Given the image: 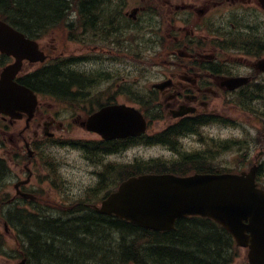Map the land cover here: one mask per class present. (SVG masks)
<instances>
[{"label": "flooded vegetation", "instance_id": "flooded-vegetation-1", "mask_svg": "<svg viewBox=\"0 0 264 264\" xmlns=\"http://www.w3.org/2000/svg\"><path fill=\"white\" fill-rule=\"evenodd\" d=\"M59 16L62 21L47 31L36 28L34 40L45 62L27 66L34 71L43 67L54 71L63 64V96L51 100L69 112L61 113L48 101L50 97L36 92L38 102L28 126L25 117L20 130L9 131L0 124V157L7 164L13 189L19 184V194L14 189L8 202L29 201L24 194L34 196L38 185L53 183L52 164L48 169L43 164L52 160L49 143L68 147L67 142L73 141L63 122L66 115L72 116V109L86 110L84 119L69 117L83 130L94 111L123 104L139 109L147 122L160 126L155 133L164 138H175L178 133L194 138V128L204 129L223 117L213 107L214 101L219 99L223 108L229 106L247 116L231 100L239 95L245 103L252 100L250 93H256V98L264 93V73L255 66L264 59L260 0H80L77 6L67 5ZM58 28L64 32L63 52L58 51L55 38ZM136 44L138 53L144 47L141 55L135 54ZM136 58L143 61L138 63ZM11 62L7 60L0 71ZM24 64L20 79L32 73L24 71ZM233 79H242V84L230 89L226 82ZM136 80L142 86L136 87ZM5 121L0 116V122ZM85 133L95 139L78 140L76 149L90 162L116 158L120 146L125 152L148 146L139 138L104 141L92 132Z\"/></svg>", "mask_w": 264, "mask_h": 264}, {"label": "trees", "instance_id": "trees-1", "mask_svg": "<svg viewBox=\"0 0 264 264\" xmlns=\"http://www.w3.org/2000/svg\"><path fill=\"white\" fill-rule=\"evenodd\" d=\"M67 5V0H0V19L29 38H34L36 28L47 30L62 21V16L58 15L63 13ZM59 69L35 75L26 84L36 92L61 99L66 77L62 72L64 67L60 65ZM250 95L252 100L242 103L239 97L236 103L264 121V93L261 94L262 98H256V93ZM258 99L262 101L256 102ZM247 139L214 142V150H200L194 156L181 155L176 162L153 160L134 168L124 167L118 171V178L123 180L141 173H171L179 176L192 173H237L239 171L236 169L227 170L214 165V161L227 148L235 147V163L250 165L242 153ZM160 141L170 143L179 155L183 154L174 147L175 141L165 140L162 136ZM255 142L264 147V125L256 130ZM5 170L6 165L0 159V186ZM263 176L264 156L257 171L259 179L262 180ZM28 205L30 209L14 204L3 206L0 202V216L14 231L21 249L19 257L27 258L28 264L232 263L235 250L233 239L221 226L208 219H180L172 231L154 232L115 217L101 216L83 206L63 213L65 217H54L46 209L38 210L32 203Z\"/></svg>", "mask_w": 264, "mask_h": 264}, {"label": "water", "instance_id": "water-1", "mask_svg": "<svg viewBox=\"0 0 264 264\" xmlns=\"http://www.w3.org/2000/svg\"><path fill=\"white\" fill-rule=\"evenodd\" d=\"M260 4L264 9V0ZM0 53L15 59L0 75V114L11 120L26 114L29 121L36 97L13 79L23 60L43 61L45 56L34 41L1 20ZM256 66L264 72V60ZM241 83V79L227 82L231 89ZM86 128L105 139L135 137L145 131V122L133 108L110 106L92 114ZM256 169L254 165L239 174L133 176L123 181L95 210L155 232L173 230L175 222L186 217L207 218L223 227L237 246L248 248L249 264H264V190L255 183ZM15 264H27L26 259Z\"/></svg>", "mask_w": 264, "mask_h": 264}, {"label": "rangeland", "instance_id": "rangeland-1", "mask_svg": "<svg viewBox=\"0 0 264 264\" xmlns=\"http://www.w3.org/2000/svg\"><path fill=\"white\" fill-rule=\"evenodd\" d=\"M55 38L58 41L59 49L58 51H62L65 49L64 47V32L62 28H58L55 30ZM50 36V35H49ZM48 36V37H49ZM74 45H71V48H74ZM137 49V44H136ZM64 51V50H63ZM62 51V52H63ZM72 51V49H70ZM141 51L138 53V49L135 51L136 56L141 55L144 53V47L141 46ZM137 59V58H136ZM138 63H141L143 60H136ZM159 61V60H158ZM24 71L30 72L33 70L31 66H27V63L24 64ZM26 72V73H27ZM152 75V74H150ZM137 78V77H136ZM139 84V85H138ZM135 86L140 87L142 86L141 83H138V80L135 81ZM45 98H42L41 101H45ZM51 104H55L58 106L59 111L61 113L69 112L63 107H59L52 101L48 99ZM214 108H218V110L228 116L229 118H236V120L240 117L242 119H246L247 117L242 116L240 111H236L231 107L229 109L223 108V103L220 100H216L213 102ZM65 110V112L63 111ZM73 113V114H72ZM71 114L66 115L63 118V122L65 124V130L67 131V136H70L72 140H93L95 139L93 136H90L85 133V130L81 129L80 126L74 124L69 117H81L84 119L86 117V110L80 109H72ZM151 115V114H150ZM163 116V115H162ZM154 121V120H153ZM1 125L7 126L9 131L20 130L24 127V121H17L12 126L8 124V121L0 122ZM259 127V123L256 121L253 122L252 125L245 126L244 129H241L239 126H228L222 124H216L209 127H205L204 129H200L201 134L205 135L208 139L204 138L205 143H211V139L215 141H228V140H240L241 138H248L246 144L243 146L244 158L249 161L250 165H243V164H236L235 157L236 148L233 149H226L224 152L220 153L217 159L214 161V165L221 166L226 168L227 170H248L249 167L253 164L254 157L262 150H264L263 146H260L258 143L255 142L256 134H254L256 128ZM156 128H160V126H156V124L150 123L149 131L147 134L154 133ZM243 130L246 131L244 135ZM249 135V136H248ZM248 136V137H247ZM199 139L197 137L190 138V137H183L179 140L178 144L176 145L177 149L180 152H194V150L201 149V144L199 143ZM50 152L52 154V160L46 159L43 166L48 169L49 164L51 163L52 169L51 172L53 173L54 179L53 183H49L47 181L46 184L41 186H37L35 190L34 196L37 197L34 200V205L40 209H46L49 211L50 214L59 215L62 212H66L68 208L63 207V199L61 198L60 191L64 193L70 201L74 200H84L87 199L89 196V191L92 189L98 180L97 173L103 170V166L106 164V161H102L99 165L92 164L89 160H87L79 150L72 149L69 147H65L62 145H52L49 146ZM171 150L167 147L161 145H151L146 147H133L126 151L124 154H120L117 158H111L112 162H118V164L122 163H129V162H147L151 159L155 158H164L170 159L173 161L171 154ZM1 154V151H0ZM243 161V160H242ZM239 166V167H237ZM9 167L12 168L9 164ZM116 170L120 169V166H114ZM13 170V168H12ZM13 178V177H12ZM112 178H107L106 182L109 185L111 183ZM264 183V176L262 180ZM60 182V183H58ZM13 184L11 177H8L5 181L2 189L0 190V202L3 206L9 205L8 200L10 201L13 195H15V191L13 189ZM113 186H110V189ZM60 188V189H57ZM108 189V187H107ZM106 189V190H107ZM60 190V191H59ZM106 191H101L97 193V196L100 197L104 195ZM20 204V203H19ZM19 206V205H18ZM23 207L29 209L30 207L27 204V201L23 202ZM70 209V208H69ZM63 214V213H62ZM0 217V234L2 235V246H0V264H13L16 263L20 257V245L16 241L14 236L13 230L8 228V225H4V220ZM235 256V253H234ZM232 264H248L246 258V250L238 248L236 250V256L233 258Z\"/></svg>", "mask_w": 264, "mask_h": 264}]
</instances>
